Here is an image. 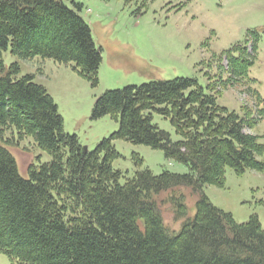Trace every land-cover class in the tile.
<instances>
[{"label":"trees","instance_id":"1","mask_svg":"<svg viewBox=\"0 0 264 264\" xmlns=\"http://www.w3.org/2000/svg\"><path fill=\"white\" fill-rule=\"evenodd\" d=\"M80 11L74 0H0V253L11 264H264L257 216L237 224L203 193L204 186L224 188L227 169L264 173V145L246 132L249 111L239 117L218 106V82L207 86L209 94L183 78L106 91L92 119L109 116L119 127L88 151L64 132L57 105L34 76L19 78L17 63L4 65L1 52L10 47L22 61L73 64L97 87L101 55ZM247 58L228 57V86ZM152 113L168 120L180 140L171 142L153 125ZM26 138L50 161L32 162L22 176L9 148ZM115 140L162 151L188 173L139 169L124 177L112 168ZM180 187L198 196L195 214L170 233L156 198ZM170 200L177 217L186 218L183 197Z\"/></svg>","mask_w":264,"mask_h":264},{"label":"rangeland","instance_id":"2","mask_svg":"<svg viewBox=\"0 0 264 264\" xmlns=\"http://www.w3.org/2000/svg\"><path fill=\"white\" fill-rule=\"evenodd\" d=\"M81 5L80 17L89 26L91 37L101 55L98 85L91 87L73 71V64H56L35 58L19 60L10 47L1 52L8 68L17 63L18 77L33 75V82L43 86L57 105L66 134L75 135L79 144L93 151L119 127L118 121L104 116L92 119L96 99L106 91L139 87L143 84L174 79L195 80L204 92L218 82L216 103L243 117L249 111L251 127L246 132L264 145V0H74ZM73 9L71 2L65 3ZM242 61V75L228 86V57ZM227 85L225 89L222 87ZM151 123L170 136L180 138L170 122L152 113ZM119 158L112 168L132 178L139 169L152 174L162 171L183 175L188 169L165 159L162 151L126 141L112 142ZM26 148L28 151H24ZM19 172L26 176L29 165L50 161L34 147L31 138L19 147H10ZM29 152V153H28ZM139 158L142 163L138 165ZM264 161V156L259 158ZM203 193L217 209L232 216L237 224L257 216L264 230V173L247 171L237 176L225 173L224 188L204 186ZM183 197L186 218L179 219L171 197ZM164 225L178 233L181 224L193 218L198 196L190 188L180 187L156 198ZM0 264H11L0 253Z\"/></svg>","mask_w":264,"mask_h":264}]
</instances>
